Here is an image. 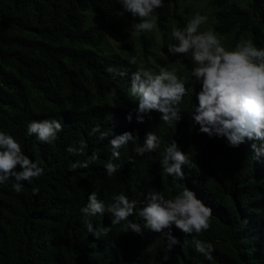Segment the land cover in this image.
Wrapping results in <instances>:
<instances>
[{
  "label": "trees",
  "instance_id": "1",
  "mask_svg": "<svg viewBox=\"0 0 264 264\" xmlns=\"http://www.w3.org/2000/svg\"><path fill=\"white\" fill-rule=\"evenodd\" d=\"M208 1L214 9L213 31L232 33L234 44L246 34L264 48V0H246V6L236 0ZM154 15L163 43L169 22L181 29L187 24L176 0H162ZM93 20L117 35L122 53L103 47V33ZM126 21L139 18L125 12L120 0H0V131L13 136L43 169L40 177L21 182L20 193L13 178L0 184V264H264V155L255 159L251 148L260 142L245 139L230 147L225 138L199 131L193 113L201 85L191 72L178 76L187 81L178 121L167 124L159 112L150 111L138 122L130 88L131 73L139 68L129 63L133 48ZM136 37L142 54H152L147 32H136ZM110 67L128 75L114 76ZM42 119L63 125L51 144L27 132L29 122ZM94 126L108 139L91 135ZM126 131L136 142L119 149L113 163L122 167L108 176L109 141ZM149 132L159 146L137 155L134 148L143 145ZM173 141L191 160L182 166L179 180L159 164ZM80 142L83 155L67 152ZM93 153L98 158L87 169H71L77 159ZM184 186L213 214L210 228L199 235L173 226L180 243L171 251L160 233L143 228L138 214L129 220L141 225V233L124 232L122 222L105 235L111 214L86 217L81 212L93 191L105 205L124 194L137 202L138 213L150 191L172 199ZM86 220L95 234L87 231ZM194 239L213 245L211 259L196 251Z\"/></svg>",
  "mask_w": 264,
  "mask_h": 264
},
{
  "label": "clouds",
  "instance_id": "2",
  "mask_svg": "<svg viewBox=\"0 0 264 264\" xmlns=\"http://www.w3.org/2000/svg\"><path fill=\"white\" fill-rule=\"evenodd\" d=\"M125 12L139 22H133L131 27L137 32H151L156 27L158 17L155 9L162 7V0H120ZM208 17L196 13L188 20L184 28L174 27L171 36L175 43L168 45L172 55L191 54L194 64L192 75L200 83L201 88L196 93L198 101L193 113V120L199 125V131L209 137H223L230 147H236L245 139L259 141L251 144L254 158L264 155V48H257L252 41L243 40L234 49H226L218 35L211 30L200 31V26L207 22ZM130 64L135 65L133 57ZM110 73L124 77L127 72L107 69ZM186 79L178 77L175 71L161 70L158 74L139 68L131 73V96L135 98L137 121L143 122L144 114L157 111L160 119L172 124L180 119L177 106L187 94ZM131 120V115L127 117ZM63 130V125L56 119L33 120L27 126L28 134H34L40 142L51 144L57 139V133ZM99 133L98 139H108L109 134L94 126L90 134ZM132 142L136 137L131 132H124L110 139L111 158L104 165L107 175L112 176L122 167L113 163L120 158L119 149ZM159 146L157 136L149 132L143 145H137L134 151L137 155L155 151ZM85 145L80 142L78 147L69 146L66 150L73 156L84 153ZM98 155L93 153L86 160L77 159L70 167L87 169ZM131 160V158H129ZM163 172L169 176L183 179L182 166L191 165L187 154L177 148L173 141L165 148L159 161ZM17 166L20 170L17 171ZM43 175V169L22 152L20 144L7 132L0 131V184L10 178L15 180L13 188L17 193L22 191V181H31ZM38 190L33 189L35 194ZM111 203H105L97 198V192L88 195L86 206L81 212L86 216L111 214V224L104 228V234L111 231V226L123 222L124 232L141 233L140 224L129 220L138 214L144 221L143 228L160 233L165 242V248L171 251L180 243L172 235L175 226L184 234L199 235L210 228L212 208L207 206L196 194L184 186L183 190L172 199H166L159 191H150L146 202L135 213L137 202L130 201L124 194L114 195ZM88 232H94L91 221H85ZM196 251L211 259L213 245L199 239H194ZM164 259H167L165 255Z\"/></svg>",
  "mask_w": 264,
  "mask_h": 264
},
{
  "label": "rangeland",
  "instance_id": "3",
  "mask_svg": "<svg viewBox=\"0 0 264 264\" xmlns=\"http://www.w3.org/2000/svg\"><path fill=\"white\" fill-rule=\"evenodd\" d=\"M236 1L246 6V0ZM176 2L178 10L182 13L187 22L196 13L206 15L208 17L207 22L200 26V31H213L212 25L214 22V9L208 0H176ZM93 21L98 26L99 30L103 33V47L108 51L122 53L117 35L103 28L102 25L97 21ZM124 25L125 29L129 33L130 44L133 48V56L131 57V59L135 57L136 66L138 68H144L145 70L153 72V74H158L161 70L165 69L169 71H175L178 76L179 74L184 72L192 73L191 70L194 67V64L192 62L190 53L188 55H172L168 52V45L171 43H175L171 36L172 29L176 27L173 22H169L168 24L165 43L162 42V36L157 27H155L151 32L146 31L152 42V54H148L146 56H144L141 52L140 44L137 41L136 32L131 27L132 23L126 21ZM214 32L221 39L223 46L229 50L234 49L238 42L249 40L248 36L244 34L240 37L239 41L234 44L232 42V33L220 34L216 31Z\"/></svg>",
  "mask_w": 264,
  "mask_h": 264
}]
</instances>
